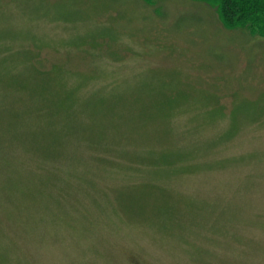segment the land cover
Instances as JSON below:
<instances>
[{"label": "rangeland", "instance_id": "1", "mask_svg": "<svg viewBox=\"0 0 264 264\" xmlns=\"http://www.w3.org/2000/svg\"><path fill=\"white\" fill-rule=\"evenodd\" d=\"M0 264H264V36L0 0Z\"/></svg>", "mask_w": 264, "mask_h": 264}, {"label": "trees", "instance_id": "2", "mask_svg": "<svg viewBox=\"0 0 264 264\" xmlns=\"http://www.w3.org/2000/svg\"><path fill=\"white\" fill-rule=\"evenodd\" d=\"M147 1L153 3L155 0ZM203 1L215 8L226 28H250L254 33L264 36V0Z\"/></svg>", "mask_w": 264, "mask_h": 264}]
</instances>
